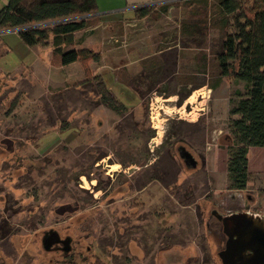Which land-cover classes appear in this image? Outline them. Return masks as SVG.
Listing matches in <instances>:
<instances>
[{"label": "rangeland", "instance_id": "374dc122", "mask_svg": "<svg viewBox=\"0 0 264 264\" xmlns=\"http://www.w3.org/2000/svg\"><path fill=\"white\" fill-rule=\"evenodd\" d=\"M174 1L77 32L67 49L99 57L86 84L79 63H31L1 35L0 264H223L243 220L264 229V148L246 190L227 189L244 94L220 75L233 20L223 29L209 0L205 29L185 35L189 3Z\"/></svg>", "mask_w": 264, "mask_h": 264}, {"label": "trees", "instance_id": "16d2710c", "mask_svg": "<svg viewBox=\"0 0 264 264\" xmlns=\"http://www.w3.org/2000/svg\"><path fill=\"white\" fill-rule=\"evenodd\" d=\"M153 1L163 10L168 7L166 0ZM186 1L189 11L181 29L192 36L205 29L209 0ZM154 6L135 8V16L145 17ZM213 8L223 29L229 17L233 20L234 31L225 36L222 44L220 75L242 83L244 94L229 110L238 118L230 123L232 140L226 148L227 189L245 191L249 150L264 148V0H214ZM96 14L95 0H7L0 9V42L2 34L13 32L25 47L50 45L53 67L79 63L86 74L82 83H91L95 78L88 75L87 64L97 62L98 55L88 49L67 48L73 44L75 33L99 22Z\"/></svg>", "mask_w": 264, "mask_h": 264}, {"label": "water", "instance_id": "95a60500", "mask_svg": "<svg viewBox=\"0 0 264 264\" xmlns=\"http://www.w3.org/2000/svg\"><path fill=\"white\" fill-rule=\"evenodd\" d=\"M241 221L238 219V223ZM255 226L251 220H243V229L241 227L229 234L226 232L228 235L225 250L218 254L223 264H264V229ZM247 251L251 254L246 258L244 254Z\"/></svg>", "mask_w": 264, "mask_h": 264}, {"label": "crops", "instance_id": "0c3cea01", "mask_svg": "<svg viewBox=\"0 0 264 264\" xmlns=\"http://www.w3.org/2000/svg\"><path fill=\"white\" fill-rule=\"evenodd\" d=\"M97 5V14L99 16V24L107 27L124 24L129 19L135 18L134 9L154 3L153 0H95ZM7 0H0V4L4 6ZM13 33V32H11ZM79 33V32H78ZM74 34V36L78 35ZM15 34V33H14ZM21 47L22 45L18 43ZM20 48V47H19ZM25 54L29 55L31 63H37L40 60L42 52H44L46 60L50 63L51 47H24Z\"/></svg>", "mask_w": 264, "mask_h": 264}, {"label": "flooded vegetation", "instance_id": "af4514ba", "mask_svg": "<svg viewBox=\"0 0 264 264\" xmlns=\"http://www.w3.org/2000/svg\"><path fill=\"white\" fill-rule=\"evenodd\" d=\"M220 252H221V251H220ZM220 252H219V253H220ZM235 264H239V263H238V262H236Z\"/></svg>", "mask_w": 264, "mask_h": 264}]
</instances>
